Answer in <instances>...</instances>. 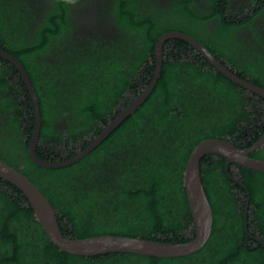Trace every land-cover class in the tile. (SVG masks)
I'll use <instances>...</instances> for the list:
<instances>
[{
    "label": "trees",
    "instance_id": "1",
    "mask_svg": "<svg viewBox=\"0 0 264 264\" xmlns=\"http://www.w3.org/2000/svg\"><path fill=\"white\" fill-rule=\"evenodd\" d=\"M72 1L44 0L35 13L25 0H0V47L22 63L39 99L35 151L43 159L74 155L147 86L155 43L168 31L193 36L232 72L264 88V43L252 24L264 0H240V14H253L238 26L224 15L230 0H173L165 11L144 0H111V34L104 38L75 28ZM232 26L251 36L236 40ZM33 120L18 70L0 57V159L47 197L64 236L185 241L194 232L183 185L190 151L206 138L251 145L264 130V98L217 71L185 40L170 38L146 99L78 161L50 168L31 160ZM224 165L220 155L200 159L211 234L199 250L177 257L62 251L21 190L0 178V264H264V173L233 163L245 189Z\"/></svg>",
    "mask_w": 264,
    "mask_h": 264
},
{
    "label": "water",
    "instance_id": "2",
    "mask_svg": "<svg viewBox=\"0 0 264 264\" xmlns=\"http://www.w3.org/2000/svg\"><path fill=\"white\" fill-rule=\"evenodd\" d=\"M170 38H180L185 40L217 71L221 72L235 84L264 98V88L232 72L193 36L180 31H168L163 33L155 43V67L151 80L147 86L123 106L119 112L114 114L112 119L109 120L102 130L92 137L83 148L79 149L74 155L68 158L51 161L39 157L35 151L40 132L41 115L39 99L34 90L29 74L14 54L0 47V57L9 61L16 67L30 98L34 116L33 131L28 142V154L31 160L43 167H64L78 161L96 147L126 116L138 108L151 92L160 76L163 62V44ZM263 142L264 132L262 133V136L253 143V145L247 147H240L225 138H206L195 144L189 153L183 172V185L194 227L193 236L185 241H162L116 234H101L83 238L66 237L60 230L55 209L47 197L25 174L0 159V178L11 182L21 190L27 198V202L32 208L36 220L41 224L49 240L62 251L82 256L125 252L154 257H177L188 255L199 250L206 243L211 234L213 222L212 209L204 190L199 168L202 156L208 154L220 155L225 158L226 164L235 163L264 173V160L252 157L249 154L254 148L258 147ZM238 183L243 188L247 189L244 183Z\"/></svg>",
    "mask_w": 264,
    "mask_h": 264
},
{
    "label": "flooded vegetation",
    "instance_id": "3",
    "mask_svg": "<svg viewBox=\"0 0 264 264\" xmlns=\"http://www.w3.org/2000/svg\"><path fill=\"white\" fill-rule=\"evenodd\" d=\"M26 3L34 9L35 13H38L39 11H42L41 7L44 5L42 2L44 0H25ZM111 0H73L72 1V12H73V22L75 23V28L81 29L82 32H88L90 35L94 37H97V35L100 33L101 37H106L108 34L110 36L111 34V20L109 18V15L107 13L108 6ZM147 4V6H150V2L157 6L159 11H165V8H174L175 4L173 0H144ZM191 1V0H190ZM195 2L199 3L200 0H195ZM240 0H230V7L225 10L224 15L231 17V13L236 10L235 13L239 12V16L236 20H232L231 23L237 25L240 23V21L244 20L246 17H250L253 12L250 9H246L245 14H240L241 7H240ZM33 5H36V7H33ZM201 6H205L211 9L209 5H207V2L201 1ZM202 7V8H203ZM239 9V11H238ZM231 12V13H230ZM233 13V14H235ZM35 20V19H34ZM36 22V20H35ZM252 24H256L260 26L258 28V33L260 34L259 40L264 43V13L260 16L259 20L257 22H253ZM238 26V25H237ZM248 28H234L232 26V31L234 32V35L237 37L236 40L243 39L244 37H250L251 34L249 31H247ZM254 43H257V41H254ZM264 132V130H263ZM262 132V133H263ZM262 133L259 135L257 139H255L253 143H255L261 136ZM25 140V138H24ZM249 145V146H251ZM28 150V148H27ZM254 150H262L264 152V142L260 144L258 147L254 148ZM252 152V151H251ZM250 152V153H251ZM249 153V154H250ZM264 154V153H263ZM256 158V157H255ZM261 159V158H258ZM264 160V158H262ZM233 163L224 165V169L228 176L236 183L241 182L239 177L236 175L238 172L237 168L232 165ZM235 164V163H234ZM229 165H231L230 168H232L233 173L231 174L228 171ZM239 184V183H238ZM240 185V184H239ZM241 186V185H240ZM240 191V190H239ZM248 196H246V204L248 203Z\"/></svg>",
    "mask_w": 264,
    "mask_h": 264
},
{
    "label": "clouds",
    "instance_id": "4",
    "mask_svg": "<svg viewBox=\"0 0 264 264\" xmlns=\"http://www.w3.org/2000/svg\"><path fill=\"white\" fill-rule=\"evenodd\" d=\"M238 11H239V9H238ZM231 13V12H230ZM235 14H239V12H237V13H235ZM235 14H233L232 15V13H231V16H232V18L230 17L229 19H231V20H236L237 18H238V16H234ZM197 51V50H196ZM198 52V51H197ZM224 64V63H223ZM225 65V64H224ZM230 69V68H229Z\"/></svg>",
    "mask_w": 264,
    "mask_h": 264
},
{
    "label": "rangeland",
    "instance_id": "5",
    "mask_svg": "<svg viewBox=\"0 0 264 264\" xmlns=\"http://www.w3.org/2000/svg\"><path fill=\"white\" fill-rule=\"evenodd\" d=\"M236 12V10H234V12L233 13H235ZM233 13H232V15H233ZM234 16H239V14H235Z\"/></svg>",
    "mask_w": 264,
    "mask_h": 264
}]
</instances>
